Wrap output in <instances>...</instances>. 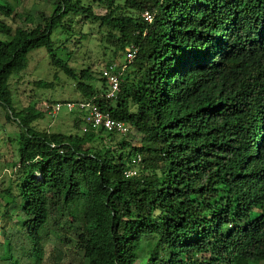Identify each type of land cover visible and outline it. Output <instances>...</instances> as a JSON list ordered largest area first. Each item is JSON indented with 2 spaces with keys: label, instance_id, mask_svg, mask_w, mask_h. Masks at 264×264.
<instances>
[{
  "label": "trees",
  "instance_id": "16d2710c",
  "mask_svg": "<svg viewBox=\"0 0 264 264\" xmlns=\"http://www.w3.org/2000/svg\"><path fill=\"white\" fill-rule=\"evenodd\" d=\"M34 14L13 30L0 19V107L20 128L0 264L264 261V0H52ZM77 22L122 57L103 66L119 78L112 98L101 69L57 54L54 30ZM41 50L78 94L48 103L90 101L128 130L83 131L76 110L64 112L80 132L40 130L45 112L16 109L10 82Z\"/></svg>",
  "mask_w": 264,
  "mask_h": 264
},
{
  "label": "rangeland",
  "instance_id": "374dc122",
  "mask_svg": "<svg viewBox=\"0 0 264 264\" xmlns=\"http://www.w3.org/2000/svg\"><path fill=\"white\" fill-rule=\"evenodd\" d=\"M3 1L10 2L16 11L15 16L9 15L5 17L0 15V19H3L12 30L16 26H29L26 20L27 12L32 17V23L37 22L34 14L37 9L48 13L51 12L52 0H0V3ZM94 9L96 12L104 11L96 6ZM104 33L103 30L99 29L98 24L77 22L69 31H62L60 28L54 30L52 39L60 58L67 60L68 64L77 71L88 67L93 76L98 78L99 70L105 63L110 60L116 62L122 60V57L113 56V48L104 39ZM0 39H6V37L0 33ZM39 81L45 82L46 85H39ZM73 84V81L66 74L51 64L45 51L34 52L26 69L23 71L22 77H14L10 82L13 106L19 109L31 104L36 109L45 112L46 114L36 120L35 123V126L40 130L65 133L80 132V129L77 130L75 128V115L64 112L66 110L69 111V109L62 107L55 113L44 106V103L47 102L46 97L50 95L55 100H76L78 94L73 90ZM6 114L7 110L0 107V152L2 154V160L0 161V190L11 186L14 191L13 180L15 172L13 163L17 159V138L20 128L16 122L8 121ZM131 135L135 136V133L132 132ZM87 146L88 144L85 145V147ZM94 146L100 148L101 145H97L95 142ZM133 172L135 171H129V173ZM4 202L5 200L0 199V206L4 205ZM4 220L5 218L0 217V225ZM52 247L53 245L51 244L47 251L50 252ZM66 261L67 258H63L62 264H66ZM138 264H144V260ZM250 264H264V261L251 262Z\"/></svg>",
  "mask_w": 264,
  "mask_h": 264
},
{
  "label": "built area",
  "instance_id": "2783aa9c",
  "mask_svg": "<svg viewBox=\"0 0 264 264\" xmlns=\"http://www.w3.org/2000/svg\"><path fill=\"white\" fill-rule=\"evenodd\" d=\"M127 56L132 57V53L128 51ZM102 74L107 78L109 84V92L107 93L108 98L115 96L119 88V78L116 73H113L112 67H102ZM46 109L51 110L52 112H58L62 107H65L71 110H76L78 112H85L84 115L85 121L82 123V130L87 131L89 129L98 130V128H104L106 130H116L120 132H126L128 130L127 125L119 120L114 119L109 112H103L96 104L87 101V102H57L55 104L44 103ZM47 112V111H46ZM129 171L126 172V175H131Z\"/></svg>",
  "mask_w": 264,
  "mask_h": 264
}]
</instances>
